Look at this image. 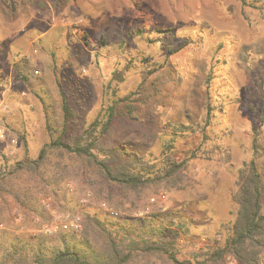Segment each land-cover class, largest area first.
I'll list each match as a JSON object with an SVG mask.
<instances>
[{
	"label": "rangeland",
	"instance_id": "1",
	"mask_svg": "<svg viewBox=\"0 0 264 264\" xmlns=\"http://www.w3.org/2000/svg\"><path fill=\"white\" fill-rule=\"evenodd\" d=\"M257 1L21 0L13 10L0 0V258L66 223H80L65 230L80 234L86 213L157 214L179 234V259L224 244L238 208V169L255 158L254 139L264 142ZM115 99L113 140L141 154L162 155L168 121L195 129L175 145L188 161L184 186L163 181L126 193L96 165L57 151L43 174L14 170L52 137L79 138ZM133 264L171 263L153 255Z\"/></svg>",
	"mask_w": 264,
	"mask_h": 264
},
{
	"label": "trees",
	"instance_id": "2",
	"mask_svg": "<svg viewBox=\"0 0 264 264\" xmlns=\"http://www.w3.org/2000/svg\"><path fill=\"white\" fill-rule=\"evenodd\" d=\"M20 1L5 0L13 10ZM240 1L245 6L250 5V0ZM257 2L262 4L254 7L263 10L264 0ZM143 77L147 78L145 74ZM116 103L115 99L79 138L69 141L64 134L52 137L36 159L18 161L14 170L43 174L42 168L50 159V152L57 151L60 156L73 153L96 165L102 177L115 182L126 193L140 192L149 184L163 181L169 187L184 186L188 161L186 157L180 159L175 145L180 134L195 129L185 123L168 121L163 131L169 137L163 140L162 155L157 158L141 154L113 140L118 114ZM62 108L67 119L75 116L65 100ZM210 117L211 108L206 124ZM253 148L255 158L238 169V208L235 219L228 227L226 225L230 233L224 244L216 241L210 249L195 252L188 259H179V234L164 222L167 219H160L157 214L128 220L86 213L80 234L63 230L54 236H31L21 244L10 246L0 258V264H133L153 255L165 256L171 264H228L231 259L234 264H264V142L256 137ZM227 156L230 162V153ZM60 168L62 166L53 171L54 181ZM4 186L3 181L1 192Z\"/></svg>",
	"mask_w": 264,
	"mask_h": 264
},
{
	"label": "built area",
	"instance_id": "3",
	"mask_svg": "<svg viewBox=\"0 0 264 264\" xmlns=\"http://www.w3.org/2000/svg\"><path fill=\"white\" fill-rule=\"evenodd\" d=\"M80 223H75V222H72V223H66V224H64L63 225V228L65 229V230H70L71 228L73 229V231H78L79 229H80ZM3 227V224L1 223L0 224V229ZM49 232H51V230H49ZM202 241L204 242V241H206V239L205 238H203L202 239ZM198 248H201V247H198Z\"/></svg>",
	"mask_w": 264,
	"mask_h": 264
}]
</instances>
